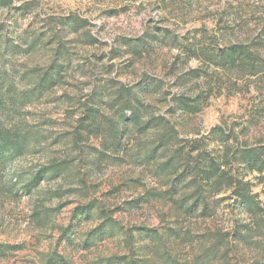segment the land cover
Segmentation results:
<instances>
[{"label":"rangeland","instance_id":"obj_1","mask_svg":"<svg viewBox=\"0 0 264 264\" xmlns=\"http://www.w3.org/2000/svg\"><path fill=\"white\" fill-rule=\"evenodd\" d=\"M6 2L9 5H0V9H7L0 10V130L21 135L23 153L0 162V264H241V245L259 250L264 256V231L248 229L245 241L235 233L242 234L247 226L237 223L233 243L224 239L228 230L219 227L224 222L220 204L225 200L231 201L234 213L239 209L240 214L247 211L255 217L262 211L264 176L247 167L238 156L229 157L231 162L221 166L233 175V186L214 191V215L206 214L207 201L206 207L202 201L204 211L193 208L203 196L205 183L189 173L194 165L177 166L176 149L180 145L150 143L161 136L159 128L133 126L126 130L122 139L128 148L127 158L109 159L99 153L93 156L95 146L105 142L100 128L109 124L111 113L97 101L114 86L113 73L121 80L130 79L131 74L126 76L119 70L116 49L112 50V64L102 63L106 54L101 49L108 42L91 35L89 16L95 10L99 15L107 13L114 24L121 23L133 8L123 0ZM207 2L215 5L220 0ZM106 3L113 6L103 7ZM196 3L202 5L203 0ZM117 4L119 9L114 7ZM212 15L208 12L203 17L209 26L216 23ZM72 19H77L75 26L67 23ZM151 20L149 17V24ZM61 31L78 34L63 41L58 36ZM31 40L33 46L28 47ZM150 55L157 56L162 71L167 65L168 45H161ZM61 56L64 63L58 64ZM53 63L58 64L57 81L51 87L47 85L46 90L44 84L40 89L38 81ZM150 68L144 64L138 67L143 77L134 86L138 92L156 86L152 76L156 73H150ZM249 91L252 96L246 95ZM209 99V106L200 116L205 126L220 119L217 106H226L230 113L247 111L251 117L264 111V92L248 84L235 94ZM165 101L166 97H157L155 102L168 111ZM97 119L101 123L91 127L90 121ZM237 126L235 122L231 125ZM245 134L249 140L243 146L264 144L259 127ZM212 143L209 147L215 156H206L220 164L224 156H231L233 148L217 151L211 148ZM40 169L43 177L35 186L26 187ZM242 173L243 181L239 179ZM236 186L235 192L250 197V207L236 205ZM141 201L150 207L140 208ZM169 206L170 211L165 213L168 224L163 227L170 243L161 248L159 225L145 235L147 224L143 221L155 223L160 217L153 209ZM106 221L112 226L107 234L102 233ZM92 237L99 239L90 240Z\"/></svg>","mask_w":264,"mask_h":264},{"label":"clouds","instance_id":"obj_2","mask_svg":"<svg viewBox=\"0 0 264 264\" xmlns=\"http://www.w3.org/2000/svg\"><path fill=\"white\" fill-rule=\"evenodd\" d=\"M24 2L25 0H10V5ZM123 2L134 11L122 17L121 23L114 24L109 20L107 13L99 15L95 10L89 16L91 35L108 42L101 49L106 54L102 63L112 64V50L116 49L119 70L125 72L126 76L131 74L130 79L121 80L118 74L113 73L114 86L97 101L110 108L111 113L107 117L109 124L101 125L100 133L105 142L95 146L94 157L99 153L101 157L106 156L109 159L127 158L129 152L122 138L125 131L133 126L159 128L162 135L150 143L178 144L187 158L194 159L199 156L201 160H205L206 154L209 153L215 156V152H211L209 142H215L211 144V148L222 151L237 145L243 146V142L249 140L245 133L256 127L264 134V111L251 117L247 111L230 113L226 106H217L220 119L205 126L200 118L203 110L210 104V97L235 94L243 84L250 85L258 92H264V0H220V3L215 5H210L207 0H203L202 5H198L196 0ZM112 6L107 3L103 5ZM178 6L182 10L177 11ZM114 7L119 9L120 5ZM0 10L7 11L6 8ZM208 12L213 13L211 18L216 22L212 26L203 18ZM149 17L152 18L150 24ZM80 18L83 19L82 16ZM67 23L75 26L76 20H68ZM129 24L134 27H129ZM101 26L103 31H99ZM77 34L61 31L58 36L63 41H69ZM161 45H168L169 51L167 65L162 71L157 56L150 55L158 51ZM63 63L64 58L61 56L58 64ZM141 64L151 65L150 73L153 70L156 73L152 75L156 78V86L147 92H138L134 87L139 85L143 78L137 71ZM246 95L252 96L253 93L249 91ZM157 97H166L168 111L161 109L155 102ZM124 117L128 119L125 120ZM233 122L238 126L231 127ZM100 123L99 119L90 121L93 128ZM118 139L121 140L120 144L116 143ZM256 148L257 156L264 159V144L256 145ZM136 162H141L139 152ZM258 175L264 176V171ZM239 179L243 181V173ZM204 200L207 201L206 214L214 215L217 211V196L207 186L203 189L201 200H198L193 208L196 211H204ZM260 200L262 211L255 217L247 211L240 214L239 209L234 213L229 200L220 204L224 222L220 223L219 227L228 230L224 239L236 242L233 230L237 223L247 226L243 228L242 235H247L248 229L253 232L258 228L264 231V193L261 194ZM139 206L146 209L150 204L141 201ZM170 208L171 206L153 209L154 215L160 217L155 223L152 220L143 221L147 224L145 235L148 234V229L159 225L161 248L170 243L163 227L168 224L165 213H168ZM111 227L106 221L102 233ZM180 235L183 237L184 234ZM93 239L99 237L90 238ZM240 248L242 250L238 252V259L241 264H253L254 261L264 264V256H261L259 250H249L243 248V245Z\"/></svg>","mask_w":264,"mask_h":264},{"label":"trees","instance_id":"obj_3","mask_svg":"<svg viewBox=\"0 0 264 264\" xmlns=\"http://www.w3.org/2000/svg\"><path fill=\"white\" fill-rule=\"evenodd\" d=\"M7 0H0V5H9V3L6 2ZM21 9V8H20ZM77 20V19H75ZM34 40H31L30 43L28 44V47L33 46ZM54 65V66H53ZM58 64L53 63L49 68V71H44L41 75V78L38 81L37 86L41 89V86L44 84V88L51 87V85L57 81V78L55 75L59 74V70L57 69ZM220 67V66H217ZM250 68L251 65H248ZM51 68V69H50ZM50 70H55L53 73ZM145 88V87H144ZM44 90V89H43ZM46 90V88H45ZM0 100H2V92L0 88ZM125 120H127V117H124ZM143 129L148 128L147 126L141 125ZM162 135V134H161ZM20 138L22 141L21 135L19 136L18 133L10 134V131H4L0 130V162L5 161L6 159L9 158H14L15 156H19L23 153V146L20 142ZM167 146V145H166ZM176 150L178 153L177 156V166H185L191 168L193 165L194 167L190 169L189 173L190 174H195L196 176L202 178V180L205 183V186L208 188L212 189L213 191L218 192L220 189H225L228 187L233 186V178L232 174H228L224 168H221V166H224L228 163H230L231 157L233 156L237 157L238 160H242L244 163H246L251 170L257 169L259 172L262 171L264 168V159H260L257 156V148L255 146H241V148H233L231 150V156L229 154L227 156H224L223 162L218 163L214 160L213 157L206 156L205 161L202 162L199 156H196L193 159V162L191 163L189 158H187L186 154L183 152V148L179 146ZM230 157V159H229ZM208 161H211L209 164ZM202 162V165H201ZM190 165V166H189ZM43 170H38L35 175L33 180L29 181L26 187L30 188L32 186H35L38 181L43 177L42 174ZM222 187V188H221ZM237 186L234 187V192L236 190ZM237 195L235 196V203L238 206H241L243 208H247L251 206V199L247 194H243V192H240L238 194V191L235 192ZM206 207V200L203 201ZM111 230L106 231L105 233H110ZM237 237H240V239H244L245 241L247 240L246 235H242L241 231H237L236 233ZM3 249V246L0 245V250Z\"/></svg>","mask_w":264,"mask_h":264}]
</instances>
